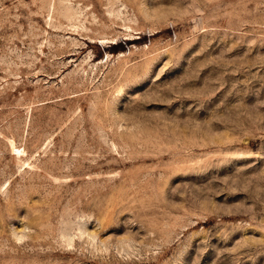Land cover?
Masks as SVG:
<instances>
[{
    "label": "rangeland",
    "instance_id": "rangeland-1",
    "mask_svg": "<svg viewBox=\"0 0 264 264\" xmlns=\"http://www.w3.org/2000/svg\"><path fill=\"white\" fill-rule=\"evenodd\" d=\"M0 264H264V0H0Z\"/></svg>",
    "mask_w": 264,
    "mask_h": 264
}]
</instances>
